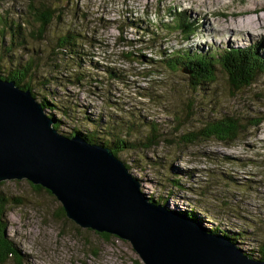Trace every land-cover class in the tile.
Masks as SVG:
<instances>
[{
  "label": "rangeland",
  "instance_id": "374dc122",
  "mask_svg": "<svg viewBox=\"0 0 264 264\" xmlns=\"http://www.w3.org/2000/svg\"><path fill=\"white\" fill-rule=\"evenodd\" d=\"M263 3L264 0H0V16L7 22L18 20L25 34V42L14 45L10 52L0 46V68L6 72L32 59L36 71L31 85L36 91V86L40 87L37 80L49 81L47 59L56 39L72 33L82 47L86 65L92 62L115 69L122 79L110 81L97 67L91 81L82 85H72L68 82L72 79L44 84L60 105L72 101L75 106L71 107L72 121L63 120L58 133L70 132L73 120H77L81 131L92 129L83 121L80 125L83 113L92 119L112 114L115 128H121L118 123L129 125L126 139L134 148L119 152L116 159L138 179L140 192L171 210L195 212L205 228L226 230L231 237L242 234L237 247L258 260L264 241V73L255 75L252 86L234 93L229 89L227 74L217 66L215 82L203 85L201 94L195 96L197 90L186 88L189 79L183 69L171 79L168 72L162 78L150 79L144 77L143 69L148 66L140 65L135 58L129 61L125 54L137 56L141 52L153 59L152 52L143 51L141 30L149 23L157 26L169 21L164 13L171 10L183 12L194 22L196 31L184 43L172 32L167 40L156 43L158 52L198 54L207 59L226 49L254 45L264 58V9L251 11L264 7ZM46 11H51L52 17L39 39L38 23L33 17ZM244 21L258 25L251 34L253 38L233 32ZM65 62L63 72L72 68L69 60ZM63 72V76L69 74ZM149 85L152 89L146 91ZM159 89L165 90L163 96ZM147 93L151 101L144 98ZM35 100L39 103L37 96ZM119 108L122 114L115 111ZM46 112L61 121L57 111ZM225 117L237 119L244 127L235 142L201 139L190 145L183 143L184 137L197 136L208 123ZM152 126L156 128L154 143L146 141ZM176 175H181V186L171 182ZM31 186L22 180L5 181L0 187L10 199L5 213L6 233L23 257L21 263L10 260L6 264H143L129 242L115 236L104 240L93 231L79 228L62 215L61 205L52 195Z\"/></svg>",
  "mask_w": 264,
  "mask_h": 264
},
{
  "label": "water",
  "instance_id": "95a60500",
  "mask_svg": "<svg viewBox=\"0 0 264 264\" xmlns=\"http://www.w3.org/2000/svg\"><path fill=\"white\" fill-rule=\"evenodd\" d=\"M52 126L31 93L0 78V183L41 187L67 219L129 242L143 264H264L226 237L149 203L109 149L77 134L65 138Z\"/></svg>",
  "mask_w": 264,
  "mask_h": 264
},
{
  "label": "trees",
  "instance_id": "16d2710c",
  "mask_svg": "<svg viewBox=\"0 0 264 264\" xmlns=\"http://www.w3.org/2000/svg\"><path fill=\"white\" fill-rule=\"evenodd\" d=\"M165 16L169 19L164 23H158L157 26H152L149 23L150 28L146 27L141 30V38H144L141 41L144 43V52L150 51L152 52V58H146V56L142 55L141 52L137 53V56L132 53H126L125 56L129 61H132V58L138 59L139 64H143L144 66H148V69H143L144 73L146 72V76L148 78L153 77H161L165 76V72H168V77L178 75L180 69H183V74H186L189 81L186 84L187 90H197L196 95L201 94V87L207 84H213L216 80V67H220L228 76L229 79V89L231 92L238 93L243 89L249 88L255 82V75L264 73V58L260 57L257 54L255 46L241 48L235 47L231 49H226L220 51L218 54L213 55L209 58H204L201 55H193L188 56L187 54H180L179 52L168 50H160L157 51L156 43L164 42L168 39L169 36L172 35V32H176L180 38L181 43L187 42L189 37L194 36L196 25L191 20L185 18L183 16V12H171L168 11L164 13ZM52 17L51 11H46L43 14L35 15L33 20L38 23V27L36 30V35L39 39H41L44 35L45 28L47 26L48 21ZM133 26H137L135 23H130ZM21 26L18 24V20H12L7 22L6 19L0 16V46L1 48L6 49L8 52L11 51V48L14 45H21L25 42V34L21 32ZM9 40L7 44L5 40ZM4 40V41H3ZM132 44V41H129ZM5 44V45H4ZM156 49V50H155ZM85 54L83 53L82 47L79 42L75 39L74 35L70 32H67L62 37H58L54 46L51 48L48 59L47 66L49 67V75H47V79L37 80L36 91L34 90L31 83L33 82L35 76V67L32 59H28L27 62L23 64L17 63L14 65V69L6 70V72L2 71L0 68V78L6 81H13L15 86L23 91H28L31 93L33 98L37 96L39 99V104L43 109L44 114L53 120V128L58 132L60 131L61 123L63 120L72 121L70 112L72 101H66L62 105L59 104L53 98V93L50 89L45 88L44 84H48L50 81L55 84H59L62 79L69 80L68 81L74 86L82 85L84 82L91 81L92 76L91 73L98 68H101V74L106 79L110 81L116 80L119 82L122 79V75L112 68H102L97 66V64H93L89 62L86 65V61L84 58ZM136 56V57H135ZM157 57V59H154ZM65 60H69L72 63L71 70L65 69L64 66L67 62ZM12 68V67H11ZM74 69V71L72 70ZM148 70V71H147ZM153 71V72H152ZM64 74L69 73L66 76ZM148 72V73H147ZM158 72V73H154ZM2 73V74H1ZM4 73V75H3ZM30 76H33L30 79ZM153 84L151 83V86ZM149 88V89H148ZM146 91H151L150 85L148 86ZM165 90L159 89V93L163 96ZM144 98L149 101L152 100L151 95L148 93L144 95ZM46 110L57 111L55 114H59L61 117V121L56 118L52 113H47ZM116 112H120L122 114L123 110L121 108L115 109ZM80 125H82V121L87 123L92 129H84L81 131L78 126L77 120H73L74 126L71 131L66 134H60L65 138H74L75 134L80 136L86 143L90 145H96L108 148L112 155L118 157L119 152H123L125 150H131L134 148V145L127 138V130L129 125H124V123H118L121 127L120 129L115 128V121L112 118V114H108L105 116L97 117V119H92L82 114ZM132 119H141V116L132 117ZM109 122V123H108ZM73 124V123H72ZM124 125V126H123ZM156 131L155 126L151 127V134L146 137V141L154 143L156 139V135H154ZM197 136L188 135L184 137L183 143L193 144L196 141L201 139H213L218 142L224 144H230L235 142L239 135L242 134L245 130L244 127L239 123V121L233 117H225L222 119L214 120L211 123H208L206 127L202 130ZM103 132V134H102ZM101 133V134H100ZM128 170L127 165H124ZM129 173V172H128ZM181 175H176L174 180H171L174 186H181L180 179ZM182 177H187V175H182ZM135 179V178H134ZM138 182V179H136ZM139 183V182H138ZM5 182L0 183V187H2ZM36 191L44 190L38 186H31ZM140 190V189H139ZM46 191V190H45ZM46 193L50 194L46 191ZM51 195V194H50ZM144 195V194H143ZM147 197V196H145ZM149 203H152L156 206H164L159 204V202L153 200L152 197H147ZM10 199L5 196V194L0 191V264H6L10 260H14L16 263H21L22 256L20 252L17 250L14 242L9 239L6 229V212L7 207L9 205ZM167 208V207H165ZM168 210L172 211L176 215L186 218L192 224H198L199 227L203 228L205 232L209 235L214 236H224L226 237L235 247L240 250L243 254H245L240 248L237 247L236 243L239 239H242V234H231L228 231H219L218 229H209L205 228L201 224L200 215L196 214L193 211H185V210ZM59 211L64 216V211L62 207L59 208ZM69 220V219H68ZM72 222V221H71ZM77 226V225H76ZM79 227V226H78ZM81 228V227H79ZM82 229V228H81ZM90 230L97 233L98 236L103 238L104 240H109L113 235L107 233H98L91 229ZM261 247L259 248V258L256 261H264V241L261 243ZM249 258L252 257L248 254Z\"/></svg>",
  "mask_w": 264,
  "mask_h": 264
},
{
  "label": "bare ground",
  "instance_id": "6f19581e",
  "mask_svg": "<svg viewBox=\"0 0 264 264\" xmlns=\"http://www.w3.org/2000/svg\"><path fill=\"white\" fill-rule=\"evenodd\" d=\"M264 4V3H263ZM264 6V5H263ZM264 9V7H261V8H259V7H255V8H253V9H251V11L253 12V13H257V12H259L260 10H263ZM256 26H258L257 24H256V22H254V21H250V22H246V21H244V23L242 24V25H238V28L236 29V28H233L234 29V31L233 32H236V33H238L241 37H245V36H248V37H250V38H253V36L251 35V34H255V32H256ZM261 27H263V25L261 24ZM226 32H230V30H228V29H226L225 30ZM91 146H94V145H91ZM99 147H101V146H99ZM103 148H105V147H103ZM106 149H108V148H106ZM112 153V152H111ZM115 157V156H114ZM116 158V157H115Z\"/></svg>",
  "mask_w": 264,
  "mask_h": 264
}]
</instances>
